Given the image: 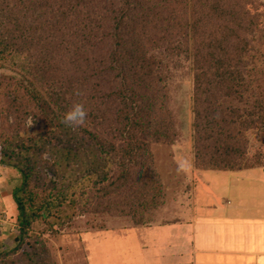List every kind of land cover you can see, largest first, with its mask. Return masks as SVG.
<instances>
[{
  "label": "trees",
  "instance_id": "trees-1",
  "mask_svg": "<svg viewBox=\"0 0 264 264\" xmlns=\"http://www.w3.org/2000/svg\"><path fill=\"white\" fill-rule=\"evenodd\" d=\"M261 6L263 0H0V68L17 72L0 76V110L12 114L10 127H0V164L21 174L12 190L20 225L12 252L23 246L38 210L28 193L39 161L55 178L40 214L46 218L87 194L78 191V173L90 177L79 168L85 152L89 172L105 153L130 183L140 155L151 154L148 135L171 137L165 100L172 68L195 76L198 164L264 167ZM75 102L88 116L73 131L61 116ZM44 152L49 156L39 158Z\"/></svg>",
  "mask_w": 264,
  "mask_h": 264
},
{
  "label": "rangeland",
  "instance_id": "rangeland-1",
  "mask_svg": "<svg viewBox=\"0 0 264 264\" xmlns=\"http://www.w3.org/2000/svg\"><path fill=\"white\" fill-rule=\"evenodd\" d=\"M235 1L242 3L244 0H224L228 6ZM172 69L173 78L167 84L165 100V106L173 113L167 131L171 137L163 134L156 139V135H148L151 154L140 155L127 176L130 183H123L119 178L122 168L109 160L105 153L94 173L89 172L91 156L88 152L83 153L85 159L79 160V168L90 177L78 173L82 178L78 191H87V194L74 204L53 209L46 218L40 214L45 209L46 197L53 192L55 178L52 180L51 166H45L44 160L39 161L38 180H33L32 192L28 193L34 198L33 206L38 210L23 246L17 252L12 250L19 244V212L12 190L18 185L21 174L15 167L0 164V254H4L0 256V264L4 260L6 264H139L135 258H138L140 249L136 247L142 237L130 236L133 229L170 221L176 216L184 221L188 210L197 209L199 200L195 194L202 198L203 191H206L201 177L208 184L210 180L202 172L214 169L201 167L196 159L195 76ZM1 74L14 76L17 72L2 67ZM10 80L6 78L4 82L7 84ZM155 110L161 118L160 104ZM11 116L0 110V127H10L8 119ZM28 120L30 122V118ZM253 138L257 140L258 136ZM48 156L45 152L38 154L39 158ZM148 156H151L150 162L146 161ZM141 161L145 162L142 164ZM181 161L185 163L184 169L179 168ZM101 178L104 179L101 181ZM108 190L113 191L106 195ZM58 211L60 222L56 217ZM10 255L12 259L8 258Z\"/></svg>",
  "mask_w": 264,
  "mask_h": 264
},
{
  "label": "crops",
  "instance_id": "crops-1",
  "mask_svg": "<svg viewBox=\"0 0 264 264\" xmlns=\"http://www.w3.org/2000/svg\"><path fill=\"white\" fill-rule=\"evenodd\" d=\"M202 173L209 184L201 177L206 191L186 220L131 231L139 264H264V167Z\"/></svg>",
  "mask_w": 264,
  "mask_h": 264
},
{
  "label": "clouds",
  "instance_id": "clouds-1",
  "mask_svg": "<svg viewBox=\"0 0 264 264\" xmlns=\"http://www.w3.org/2000/svg\"><path fill=\"white\" fill-rule=\"evenodd\" d=\"M80 95V93H77ZM88 112L82 102H75L72 104L69 110L61 116V123L73 131L80 127H83L87 120ZM179 168L184 169L185 163L183 161L179 162Z\"/></svg>",
  "mask_w": 264,
  "mask_h": 264
}]
</instances>
